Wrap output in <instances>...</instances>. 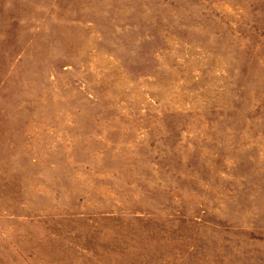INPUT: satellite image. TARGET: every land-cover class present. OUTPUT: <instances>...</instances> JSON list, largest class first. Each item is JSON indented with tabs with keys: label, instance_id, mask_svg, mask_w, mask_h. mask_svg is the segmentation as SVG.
Segmentation results:
<instances>
[{
	"label": "rangeland",
	"instance_id": "rangeland-1",
	"mask_svg": "<svg viewBox=\"0 0 264 264\" xmlns=\"http://www.w3.org/2000/svg\"><path fill=\"white\" fill-rule=\"evenodd\" d=\"M0 264H264V0H0Z\"/></svg>",
	"mask_w": 264,
	"mask_h": 264
}]
</instances>
